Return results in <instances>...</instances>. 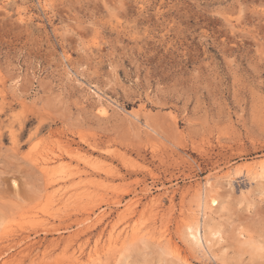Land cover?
<instances>
[{
    "label": "rangeland",
    "instance_id": "374dc122",
    "mask_svg": "<svg viewBox=\"0 0 264 264\" xmlns=\"http://www.w3.org/2000/svg\"><path fill=\"white\" fill-rule=\"evenodd\" d=\"M263 165L264 0H0V264H264Z\"/></svg>",
    "mask_w": 264,
    "mask_h": 264
},
{
    "label": "bare ground",
    "instance_id": "6f19581e",
    "mask_svg": "<svg viewBox=\"0 0 264 264\" xmlns=\"http://www.w3.org/2000/svg\"><path fill=\"white\" fill-rule=\"evenodd\" d=\"M102 109L104 112L105 107L103 106ZM257 173L260 176L264 174V165ZM219 206H221V202L210 196L204 188L198 206L200 217H192L186 225V239L190 255L201 260V262H214L216 264H259L257 257L260 247L247 229L234 230L230 234L231 241H228L222 227L212 225L209 219V211H212L211 208ZM178 254L174 258L165 260L164 264H192L187 256H179Z\"/></svg>",
    "mask_w": 264,
    "mask_h": 264
}]
</instances>
